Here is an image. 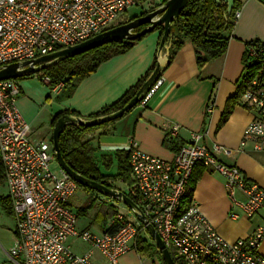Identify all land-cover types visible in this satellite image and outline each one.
I'll return each instance as SVG.
<instances>
[{
    "label": "built area",
    "instance_id": "built-area-1",
    "mask_svg": "<svg viewBox=\"0 0 264 264\" xmlns=\"http://www.w3.org/2000/svg\"><path fill=\"white\" fill-rule=\"evenodd\" d=\"M167 0H0V70L15 63H24L74 47L119 26L132 8L141 14L151 13ZM240 10L235 13V22ZM264 58V47L249 46L244 64ZM264 60V59H263ZM255 78L243 96L244 107L254 112L241 141L244 151L253 145L264 150V85ZM47 85L51 79L35 74ZM160 78L144 97L146 107L163 87ZM60 84L54 88L62 89ZM21 81H0V161L9 191L16 239L8 259L12 264H96L98 252L105 264H121L125 255L137 251L138 240L146 237V228L128 221L118 213L111 224L114 232L98 235L78 227V215L70 202L80 185L57 164L56 153L47 142L31 138L30 125L18 108ZM210 103L207 112H211ZM178 127L171 128L177 136ZM203 133H193L172 160L146 154L132 140L130 183L127 194L156 229L170 251L175 264H264L260 247L264 243V226L249 237L228 241L191 201L184 209L183 198L198 165L211 168L220 175L234 207L253 218L264 211V189L248 180L237 166L226 164L222 156L231 150L204 144ZM100 204L107 198L99 196ZM134 215V214H133ZM135 216V215H134ZM233 213L232 218H239ZM70 240H78L90 250L77 255Z\"/></svg>",
    "mask_w": 264,
    "mask_h": 264
},
{
    "label": "crops",
    "instance_id": "crops-1",
    "mask_svg": "<svg viewBox=\"0 0 264 264\" xmlns=\"http://www.w3.org/2000/svg\"><path fill=\"white\" fill-rule=\"evenodd\" d=\"M236 1L241 3L242 7L225 56L210 62L200 72L195 49L190 40L185 41L171 64H168V45L161 58L166 67L161 77L165 83L149 104L146 107L139 104L122 119L113 122L114 124L85 136L84 141L89 142L95 149L94 157L104 176L117 175V162L114 159L112 167H115L116 171H107L101 164L102 157H115L118 151L128 152L132 140H135L146 154L172 160L177 151V144L190 142L191 135L198 132L205 135L206 146L219 144L230 149V156L223 155V161L228 165L237 166L249 181L264 189V150L256 151L253 145H249L244 151L241 149L245 130L254 118V112L244 107L243 97L226 124L218 130L227 101L235 94L237 83L244 72L247 43L264 42V0ZM131 18L127 13L118 23L119 26ZM160 42L159 31L148 34L127 53L101 64L97 72L82 81L70 97H65L62 89L53 90L37 76L21 80L22 92L18 108L23 119L31 127L32 140L47 142L54 149L52 137L55 117L69 112L78 115L75 117L90 120L102 109L118 102L152 69L156 59L158 61ZM261 81L264 85V76ZM213 91L215 93L212 96ZM210 103L213 108L211 112H207ZM174 127L179 128L175 137L169 133ZM198 175L200 178L192 201L199 206L220 236L228 241H237L249 237L257 228L264 226V211L253 218L243 215L229 198L224 179L213 169L198 165L194 176ZM118 183L125 186L124 190L118 187ZM114 186L113 189L128 196V183L117 181ZM97 195L101 196L97 192L93 195L79 188L72 198L70 207L78 215L79 229L93 232V222L83 221L97 206L96 218L98 214L103 217L98 229L99 234L96 233L98 235L113 229V211L123 214L128 221L136 222L137 218L127 206L107 197V202L100 204L96 200ZM1 198H10L5 177L0 183ZM94 200L93 208L80 214V210ZM233 213L239 214V218L233 219ZM15 231L14 213L8 214L0 203V264L10 263L8 255L15 244ZM147 235L148 238H144L153 242L150 235ZM73 241L76 244H84L78 240ZM84 245L87 246V253L90 247ZM260 253L264 256V243L260 247ZM155 259L162 264L158 258ZM94 260L96 264H105L98 252H95ZM152 260V264H156V260ZM148 261L144 262L137 251H134L122 257L121 264H148Z\"/></svg>",
    "mask_w": 264,
    "mask_h": 264
},
{
    "label": "trees",
    "instance_id": "trees-1",
    "mask_svg": "<svg viewBox=\"0 0 264 264\" xmlns=\"http://www.w3.org/2000/svg\"><path fill=\"white\" fill-rule=\"evenodd\" d=\"M242 7L241 3H235V7L231 17L228 21L225 20L227 14V6H218L215 0H191L186 9L183 11L179 19L173 24V30L169 38V62L171 64L183 48L186 40H190L194 46L196 61L198 68L201 71L212 61L217 60L226 55L229 42L232 38L233 30L235 27V13ZM142 14L141 16H145ZM131 18L128 22L134 21L141 17ZM218 17V18H216ZM218 19V21H217ZM127 22V23H128ZM126 24V23H125ZM122 25V24H121ZM139 29L138 31L142 30ZM155 31L160 32V40L162 39L164 29L162 26L158 27ZM147 35L139 37L132 41H122L104 45L100 48L92 50L88 53L70 58L64 62H61L55 66H52L42 73L44 76L51 79V88H54L60 84L63 85L62 93L65 97H70L78 85L97 72L100 65L108 60L123 55L130 51L136 44L141 42ZM255 46L259 49L264 47V42L253 41L247 43V47ZM264 58L244 64V72L237 83V90L233 96H231L226 104L225 111L222 119L218 125V130L221 129L229 120L235 107L239 105L241 98L244 96L247 89L251 86L253 80L262 75L264 76ZM246 61V60H244ZM157 59L154 62L152 69L134 86L132 87L118 102L102 109L101 112L95 114L90 119H96L99 117L107 116L123 109L141 90L144 84L149 79L157 67ZM33 76V75H29ZM27 76V77H29ZM27 77L18 79L24 80ZM215 91V90H214ZM212 96L214 95V92ZM64 116H78L74 113L65 112L54 118V123ZM208 114L206 113V119ZM112 123L103 124L95 127H75L70 126L64 130L60 136V150L61 154L68 164V166L76 173L83 177L103 184L109 188H115L114 183L122 181L130 183V153L127 151H118L115 157L104 156L102 157L101 164L106 170H111L114 166V159L117 162V175L104 176L101 173L100 166L95 160V149L89 142L84 141L87 134L105 129ZM183 145L177 144V152ZM176 148V147H175ZM200 175L192 176L186 195L183 198V207L187 209L193 199L196 185L199 181ZM4 180V168L0 161V183ZM87 192L93 195L96 192L80 186ZM97 195L96 200H98ZM94 201L86 208L80 210V214H83L93 208ZM0 203L7 211L8 214H13L12 204L10 198H1ZM105 204V203H104ZM118 211H113V215L116 216ZM119 227L118 224L113 226L110 232H114ZM137 253L144 258L154 259L158 258L162 264L164 260L158 251V248L153 242L148 241L144 237H140L138 240Z\"/></svg>",
    "mask_w": 264,
    "mask_h": 264
},
{
    "label": "water",
    "instance_id": "water-1",
    "mask_svg": "<svg viewBox=\"0 0 264 264\" xmlns=\"http://www.w3.org/2000/svg\"><path fill=\"white\" fill-rule=\"evenodd\" d=\"M190 2L191 0H167L160 9L151 13H147L145 16H141L134 21H130L126 24H122L109 31L99 34L79 45L57 51L53 54L30 62L15 63L0 70V81L21 79L29 75L39 74L52 66H55L70 58L88 53L104 45L122 41H132L154 32L160 26L163 27L164 32L159 45L157 67L150 75L149 79L141 88V90L137 93V95L123 109L107 116L90 120H83L75 116L61 117L54 126L52 142L59 166L73 180H75L80 186L84 188H88L94 192H97L104 197L117 200L132 211L137 220L146 228L152 241L158 248V251L161 254L165 264H175V262L170 251L162 241L160 235L147 220L140 208L123 192L111 189L103 184L89 180L73 171L65 162L61 154L60 136L62 135L64 130L70 126L95 127L115 122L119 119H122L125 115H127L142 102L151 88L163 76L166 68L161 61L163 51L168 48L169 38L173 30V24L179 19ZM215 2L218 6H227V14L225 20L228 21L233 13L236 0H215ZM141 28L143 29L138 31Z\"/></svg>",
    "mask_w": 264,
    "mask_h": 264
},
{
    "label": "rangeland",
    "instance_id": "rangeland-1",
    "mask_svg": "<svg viewBox=\"0 0 264 264\" xmlns=\"http://www.w3.org/2000/svg\"><path fill=\"white\" fill-rule=\"evenodd\" d=\"M136 14H138L136 17H138V16H141L142 14L140 13V11L138 10V9H135V8H132V9H130L129 11H128V15L130 16V17H132V18H134L133 16H135ZM126 19V17L124 18V20ZM42 82V81H41ZM113 172L114 171H116V168L114 167L113 169H111ZM111 170H109V171H111ZM108 171V170H107ZM55 172L57 173V174H59V172H60V168H59V166L58 165H56V167H55ZM118 187L120 188V189H122V190H124V188H125V186L123 185V184H121V183H118ZM82 192V191H81ZM98 207V206H97ZM97 207L96 208H94V210H92L90 213H89V216L87 217V218H85L84 220L85 221H83V222H90V221H92L93 222V225H92V230H93V232L94 233H98V229H99V226H100V222H102V220H103V217H102V215H100V214H98V216H97V218H96V215H97ZM99 234V233H98ZM69 245H73L74 247H72V251L75 253V254H77V255H83L85 252H86V249H87V246H85L84 244H82V243H75V241H73V240H70L69 241ZM143 258V260H144V262L145 261H148V260H150V261H148L147 263L148 264H152V262H153V260L152 259H148V258H144V257H142ZM154 260H156L155 258H154ZM156 264H160V262L158 261V260H156V262H155Z\"/></svg>",
    "mask_w": 264,
    "mask_h": 264
}]
</instances>
